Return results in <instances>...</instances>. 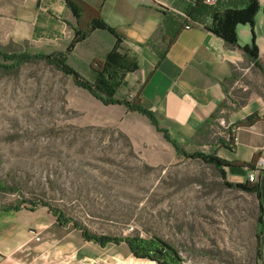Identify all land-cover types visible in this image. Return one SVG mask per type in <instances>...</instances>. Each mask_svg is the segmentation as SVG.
Instances as JSON below:
<instances>
[{
    "label": "rangeland",
    "instance_id": "374dc122",
    "mask_svg": "<svg viewBox=\"0 0 264 264\" xmlns=\"http://www.w3.org/2000/svg\"><path fill=\"white\" fill-rule=\"evenodd\" d=\"M32 21L0 15V49L63 48L59 38L35 33ZM67 62L93 80L89 66ZM177 144L188 155L205 153ZM188 155L152 135L139 115L104 105L45 60L0 66V230L16 242L28 238L24 263L9 264H156L135 258L125 243L86 241L80 228L159 237L181 264H264L255 194Z\"/></svg>",
    "mask_w": 264,
    "mask_h": 264
},
{
    "label": "crops",
    "instance_id": "0c3cea01",
    "mask_svg": "<svg viewBox=\"0 0 264 264\" xmlns=\"http://www.w3.org/2000/svg\"><path fill=\"white\" fill-rule=\"evenodd\" d=\"M83 1L109 29L92 30L70 51L67 46L77 22L65 0H0V15L33 19L35 33L55 36L64 43L59 50L44 52L66 53V61L72 57L79 66L103 60L116 43L121 53L134 55L137 68L126 73L118 92L151 111L159 127L186 150L232 163L224 170L237 181H248L251 172L254 180L249 183L255 187L252 193L258 200L264 235V0H258L253 27L236 26L234 45L207 28L211 16L206 9L201 11L208 5L204 0ZM213 6L222 8L223 4ZM253 38L263 70L244 50ZM108 105L128 110L124 104ZM128 112L139 115L156 138H164L146 115ZM219 117L230 124L231 138L219 133ZM27 242L26 235L16 242L0 230V264L22 261ZM17 251L19 258H14Z\"/></svg>",
    "mask_w": 264,
    "mask_h": 264
},
{
    "label": "trees",
    "instance_id": "16d2710c",
    "mask_svg": "<svg viewBox=\"0 0 264 264\" xmlns=\"http://www.w3.org/2000/svg\"><path fill=\"white\" fill-rule=\"evenodd\" d=\"M223 2V3H222ZM67 7L72 12L77 25L74 27V38L67 46V51H70L73 45L86 38L89 33L96 28H108L104 21L100 19L99 13L89 6L83 0H65ZM216 4H223L222 8L210 5H204L201 11L206 9L211 16V21L207 24V28L217 36L221 37L228 45H234L237 42L236 26L238 24L254 25V17L259 9L258 0H230L228 2L218 1ZM254 37V34H252ZM244 50L248 56L252 58L256 65L260 66L258 62V48L252 39L250 45H246ZM66 53H46V52H8L0 49V56L4 61H9L7 64H0L4 68H12L22 64L23 62L42 59L54 65L57 69L72 76L74 83L86 89L91 95L100 100L103 104H124L130 111H138L146 115L152 125L157 130L163 133L164 138L169 141L174 148L188 155V153L181 151L178 144L173 140L167 131L159 127L157 119L153 113L140 104L130 101L126 98L116 96L118 89L124 83V77L127 72L133 71L137 68V60L134 55L128 53H121L118 50V45L114 46L103 60H94L90 68L93 73V80L89 81L81 77L80 73L67 63ZM254 116H249L246 121H250ZM198 156L205 161L212 163L220 174L225 177L224 166H229L232 163L225 161L213 154H205L195 152L188 156ZM237 186L248 192H254L255 187L249 181L238 183ZM8 208L7 210H11ZM58 221L63 224L67 223L68 219L63 214H56ZM259 223L260 218H259ZM82 229V236L86 241H92L100 246H105L109 243L119 245L125 243L130 253L135 258H147L154 261L156 264H181V258L178 251L168 242L159 237L143 238L138 236H118L107 234H94ZM263 230L257 236L262 235ZM261 259L264 260V257Z\"/></svg>",
    "mask_w": 264,
    "mask_h": 264
},
{
    "label": "built area",
    "instance_id": "2783aa9c",
    "mask_svg": "<svg viewBox=\"0 0 264 264\" xmlns=\"http://www.w3.org/2000/svg\"><path fill=\"white\" fill-rule=\"evenodd\" d=\"M219 0H204V2L208 5H215ZM189 26H186L188 28ZM218 124L220 127L219 133L221 135H226L228 138L232 137V129L230 128V124L223 118L219 117L218 118ZM262 162V158L258 159V163ZM248 181H253L254 177H251V172L247 176ZM31 238L38 241L40 240V235L39 232L37 231H31Z\"/></svg>",
    "mask_w": 264,
    "mask_h": 264
},
{
    "label": "bare ground",
    "instance_id": "6f19581e",
    "mask_svg": "<svg viewBox=\"0 0 264 264\" xmlns=\"http://www.w3.org/2000/svg\"><path fill=\"white\" fill-rule=\"evenodd\" d=\"M251 177H254V175H252V173H251Z\"/></svg>",
    "mask_w": 264,
    "mask_h": 264
}]
</instances>
